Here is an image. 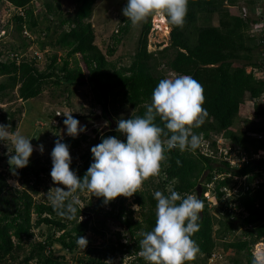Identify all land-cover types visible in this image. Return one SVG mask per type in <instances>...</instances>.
Returning a JSON list of instances; mask_svg holds the SVG:
<instances>
[{
    "label": "trees",
    "instance_id": "obj_1",
    "mask_svg": "<svg viewBox=\"0 0 264 264\" xmlns=\"http://www.w3.org/2000/svg\"><path fill=\"white\" fill-rule=\"evenodd\" d=\"M33 1L0 0L2 11L9 9L11 13L6 23L0 17V26L8 29L12 35L16 30L14 36L19 37L0 48V76H6V80L0 81L1 101L5 96L10 97V92L19 84L17 98L28 101L38 97L51 84L65 82L74 88L90 83L95 102L106 112L109 105L112 107L109 110L116 114L125 106H130L136 111L122 118L142 116L146 105L151 103L154 88L162 78L167 77L162 67L164 65L176 75H191L204 88L207 116L200 127H193L195 134L207 138L214 131L225 130V138L231 141L234 157L244 153L249 156L252 151L264 147V140L252 135L264 133V116L248 122L239 115L247 97L258 100L264 94V80L255 74L256 69L264 71V36L248 32L252 29V18L241 15L236 0H189L184 24H170V45L155 50L148 47L153 16L135 26L123 16L125 24L113 31L111 37L114 43L108 45L107 52L96 43L95 29L89 21L96 0H75L77 8L73 13L65 11L60 2L55 4L52 0H41L43 10L37 16L31 9ZM226 1L232 5H225ZM247 1L255 4V0ZM19 7L24 10L23 14ZM215 13L219 15L218 24L211 22ZM200 18L204 21L199 25ZM11 22L14 24L12 29ZM137 27L139 36L130 63L117 66L108 55L115 52L116 44L124 37H131ZM24 28L37 36L35 41L39 47L49 45L63 50L65 53L60 57L61 60L57 54H53L45 64V70L31 65L26 57L19 63L18 52H24L32 42L23 36ZM72 59L73 65L70 63ZM249 68L252 70L249 71ZM85 71L88 75L83 80ZM255 113L264 115V107L256 104ZM13 116V111L1 113L0 121L4 122L1 124L7 125L8 118L13 119ZM241 121L251 124L243 129ZM155 122L163 127L164 122L159 117ZM234 126L239 128L235 129ZM116 128L112 127L100 138L96 137L92 146L101 143L102 138L107 136L124 139ZM88 138L84 134L77 138L67 136L62 142L70 146L71 153L74 150L77 152ZM222 146L228 145L224 143ZM212 147L215 148L213 156L202 153L200 148L195 152L179 149L168 152L159 173L144 180V186L133 194V202L139 206V217L135 216L136 210L131 204H127V197L119 196L109 202L111 209L105 213L125 228L124 233L116 231V238L109 239L105 238V220L98 217L103 209L102 199L95 205L90 200L85 208L79 205L76 220L61 217L50 201H36L33 196V193L40 192L42 176L50 168L47 164L49 159L41 166L37 164L38 160H32L27 167L18 169L16 174L19 171L22 183L27 186L18 189L8 181L10 172L3 164L8 163L9 152L3 151L0 155V261L10 259L15 264L19 260L18 253L23 248V242L34 237L35 228L46 225L48 231L40 234L43 239L33 243L30 252L23 260H19L20 264H70L64 255L56 254L53 245L59 243L61 248L74 252L80 248L76 243L78 237L85 236L87 232H93L105 238V241L95 245L88 238L85 253L80 255L77 264H115V258L126 254L134 255L135 264H148L141 255L139 240L144 232L151 231L155 226L156 200L153 193L159 190L170 194L174 190L181 198L185 194H195L205 203L200 213V228L193 236L200 251L186 264H254L258 258L254 253L255 244L264 237V190L249 187L237 199L225 197V193L231 183L238 184L235 176H247V183L251 185L257 175L256 168H264V160L256 162L248 159L238 166L227 159L231 153L221 152L216 143ZM90 149L80 155L81 163H72L71 166L78 170L81 178L93 162ZM215 163L218 165L215 166ZM219 174L225 175L214 180L215 175ZM155 177L160 178L156 184L153 183ZM212 182L211 190L220 215L217 212V215L210 213L209 201L205 196ZM199 184L202 186L200 196ZM151 186L156 188L152 191ZM84 212L86 216L94 212L95 216L93 219H82L80 217ZM237 224L243 227L242 235L230 239ZM230 249L232 253L226 254ZM224 254V259L218 258Z\"/></svg>",
    "mask_w": 264,
    "mask_h": 264
},
{
    "label": "clouds",
    "instance_id": "obj_2",
    "mask_svg": "<svg viewBox=\"0 0 264 264\" xmlns=\"http://www.w3.org/2000/svg\"><path fill=\"white\" fill-rule=\"evenodd\" d=\"M38 2L34 0V5L31 6L36 16L43 10ZM188 3L189 0H127L122 13L133 26L153 15H161L171 25L182 26L187 15ZM254 5L264 12V0H255ZM10 6L12 9V5ZM19 8L21 9L19 11L24 13V10ZM257 10L253 8L252 27L256 25ZM3 13L6 16L11 15L9 9L2 11ZM261 22L262 26L258 25V29H253L255 32L261 30L260 34L264 36V20ZM13 25L11 22V29ZM22 32L23 36L30 38L32 42L24 52H18L19 63H22V59L26 57L29 58L28 61L31 65L45 70V64L53 54H57L58 59L61 60L60 57L65 53L63 50L49 45L43 48L39 47V43L35 41L36 35L30 33L28 28H24ZM4 33L7 34L6 31ZM41 65L43 66L38 67ZM248 70L250 71L252 68ZM84 78L86 80V77ZM19 86L20 84L15 88L16 94ZM248 99H252L251 105L246 103ZM204 103V88L191 75L180 74L162 78L154 88L151 103L146 105V111L142 116L131 115L130 118L117 119L116 131L124 139L107 136L102 138L101 143L91 147L93 162L82 178L78 175V170L71 167L73 158L70 146L62 142L65 137L62 140L57 139L51 151L52 168L50 172L52 180L57 186L53 187L54 191L53 188L48 191L47 197L52 208L59 216L68 220H76L80 205V193L89 192L97 197H103L105 204L119 196L131 197L141 187L144 180L159 173L162 161L167 158L166 154L173 149L195 152L200 148L204 153L203 140L208 139L212 141L210 149L213 152L209 154L206 151V155L213 156L215 148L212 145L216 143L213 137L220 134L225 136V130L214 131L207 138L193 132V127H200L207 116ZM245 104L246 108L243 106L240 113H250L248 117H244L248 122L264 116L255 113V105L260 103L254 98L247 97ZM0 105H2L1 100ZM61 114L65 116L63 124L66 126L69 136L77 138L81 133L87 131V126L81 125V122L71 112ZM157 117L164 122L163 127L155 122ZM16 118H8V120L16 124ZM111 120L112 123L115 121ZM4 141H10L14 149V151L9 150L10 154L8 155V163L12 171L8 181L13 178L16 182L15 188L24 189L27 186L22 183L19 175L15 178L16 171L29 165L34 150L43 154L44 145L34 146L31 142L32 138L29 136L21 134L16 128L12 129L11 125L0 124V142ZM221 145L219 144L218 147ZM2 152L0 150V155ZM223 175L225 174L215 175L214 180L223 177ZM237 181L239 183L238 179ZM211 184L207 191H212ZM199 185L201 186V184ZM227 192L226 189L225 194ZM38 195L39 193H33L35 199L38 198ZM153 196L156 200L155 226L151 231L144 232L142 239L139 240L141 255L148 264H186L187 261L193 260L200 251L193 236L200 228L199 220L200 213L205 207L204 200L195 194H185L181 198V195L174 190L170 194L157 190ZM214 200L217 205L216 198ZM134 207L136 210L139 208L138 205ZM76 243L78 246L86 247L88 240L85 236L80 235ZM254 264H262L261 259L256 258Z\"/></svg>",
    "mask_w": 264,
    "mask_h": 264
},
{
    "label": "rangeland",
    "instance_id": "obj_3",
    "mask_svg": "<svg viewBox=\"0 0 264 264\" xmlns=\"http://www.w3.org/2000/svg\"><path fill=\"white\" fill-rule=\"evenodd\" d=\"M55 4L60 2V6L64 8L65 11L73 13L77 8V2L75 0H52ZM127 0H96L94 4V11L93 16L89 19L90 22H92L95 33H96V43L101 47V49L104 52H107L108 45H112L114 43V39L112 36L113 31H116L118 29L119 25L125 24V22L122 21V17L124 16L122 13V9L125 7V2ZM236 4L239 5L241 9V14L246 15L247 17L253 18L254 15L252 14L253 8L258 9L257 10V16H256V25L252 27L248 32H251L252 34L259 35L261 33V30L255 32V29H258V25L262 26V20H264V12H261L258 6L252 5L247 0H236ZM38 4L41 6V0L38 2ZM225 5H232L230 2L228 3L226 1ZM235 5V4H234ZM2 8L0 7V17L1 21L5 22L7 21V18L10 16H6L5 13L2 14ZM235 12V9H233ZM238 9H237V11ZM59 13V12H58ZM56 17V16H55ZM255 19V18H254ZM203 18H200L198 20V24L200 25L203 22ZM211 22L213 24L219 23V15L215 13L212 18ZM12 26H10L11 29ZM0 37L3 36V38H0V48H4L5 45L14 42L15 40L19 39V37L14 36L17 31L15 30L13 32V35L8 33V29H5L3 26H0ZM5 29V30H4ZM134 29V28H133ZM6 31L7 34L4 33ZM170 31L171 26L167 22V20H164L161 15H153L152 18V28L149 34V49L155 50V49H162L164 47H167L170 45ZM139 36V29L136 28L135 32L132 34L131 37H124L123 40H121L118 44H116V50L112 55H108V58L112 61H115L117 66H120L122 64H129L131 60V55L135 53V48L137 44V39ZM15 37V38H14ZM17 38V39H16ZM71 65H73V59L70 61ZM38 66V67H42ZM81 66L83 67V63H81ZM164 67L167 77H174L176 76V73L169 69L168 67L162 65ZM85 75L87 78V71H85ZM6 80V76H0V81ZM74 89V90H73ZM11 89H8L7 91H10ZM73 90V91H71ZM3 96V95H0ZM250 105L252 104V99H248L246 102ZM248 104V105H249ZM111 105L108 107V111L106 112L99 104L95 102L94 99V92L92 90V85L90 83H86L83 85H76L70 86L67 85L65 82L60 85H54L51 84L47 88L44 89V91L36 98L30 99L28 101H22L17 98L16 90H12L10 92V97L5 96L4 100H2V105H0V115L1 113H6L9 111L14 112V116L12 118L17 119V123H11L7 122V125H11V128H16L17 131H19L21 134H24L26 136H29L32 138V144L34 146H38L40 144L44 145V152L41 154L38 150H34L32 157H30V161L32 160H38L37 164H43L46 162V159L48 158V166L49 173H46L42 176V181L40 184V192L37 196L38 198L36 201H42V200H48V191L56 187L57 185L53 182L52 177L50 175L51 168H52V160H51V151L55 146V142L57 139H63L66 136H69L66 132V126L63 124V121L65 119V116L61 113L63 112H71L72 115L75 117L77 116V119L81 122V125L87 126V131L81 133L80 135H88V140L84 141L77 152L72 151L71 155L73 158V163H81L82 158L80 155L86 151L89 150L92 146V142L95 140L96 137H101L105 131H108L112 127L115 128L117 126V119L122 118L125 116H128L136 111V109L125 106L123 109H121L118 114L114 113V111L109 110ZM246 108V104L244 105ZM112 108V107H111ZM243 108V109H245ZM60 114V115H58ZM250 113H240L241 117H248ZM76 118V117H75ZM111 119L116 121L115 125L110 124ZM241 121V125L247 128L251 123H246ZM1 124V122H0ZM17 125H20V127H17ZM112 125V126H111ZM235 129H238V126H234ZM10 132L11 129H9ZM16 132V131H15ZM97 135V136H96ZM206 151H209L210 148H204ZM0 150L2 151H14L13 146L10 141H4L0 142ZM10 154V153H9ZM12 154V153H11ZM14 154V153H13ZM77 161V162H76ZM6 162V161H5ZM3 162V163H5ZM9 164V163H7ZM4 168H8V171L12 173L10 165L6 166ZM217 166L218 164H214ZM9 173V175H10ZM19 175L15 174V178ZM32 177V176H31ZM160 181L159 177H155L153 180V183H158ZM11 183L12 187H16V182L13 178L9 181ZM62 186V185H61ZM144 184L142 183L141 187H143ZM212 186V184H211ZM231 189H228V195L231 194V191L236 188V183H231L229 185ZM140 187V188H141ZM146 188V187H145ZM156 187L151 186V190L153 191ZM227 189V188H226ZM55 190L54 188L52 189ZM80 195V206L86 207L90 200L93 201V205L97 204L100 199H102V207L103 209L99 213V218L105 220V228L107 230V235L105 236L106 239H109L110 237L116 238L115 232L121 231L124 233L125 228L123 226H119L118 222L112 218H110L109 215L105 213V211L111 209V206L109 203H104L103 197H97L92 196L89 194V192H84ZM208 198V207L210 209V213L216 214L218 213L217 207L218 204L215 205V196L212 191H207L205 194ZM134 196L127 197V204H131L132 207L136 210L134 206H137L134 204ZM139 208L136 210V217H139L138 213ZM87 212V210H85ZM217 212V213H216ZM220 213V212H219ZM218 213V214H219ZM84 212L83 215L80 217L82 219L84 218H90L93 219L95 216V213L92 212V214H89L88 216L85 215ZM220 215V214H219ZM237 222V221H236ZM238 223V222H237ZM234 234H232L230 239H235L238 237V235H242L241 231L243 230V227L240 225L235 226ZM48 231V227L46 225H42L39 228H35V235L31 240H26L23 242V248L21 251H19V260H23L25 256L30 252L33 243L39 240L43 239V236H41V233H46ZM127 231V230H126ZM85 237L88 239H92L93 243L95 245H101L103 241H105V238L100 237L99 235L94 234L93 232H87ZM126 241V240H123ZM56 250V254H62L66 257V260L69 261L70 264H77V261L80 257V255L85 253L84 246H80V248L74 252H69L66 249L61 248V245L59 243H55L52 247ZM254 250H256V255L261 259L262 264H264V245L254 247ZM232 253V249L226 252ZM218 258L224 259L225 254ZM16 261L15 264H20V262ZM109 261V260H108ZM14 261L10 259H6L3 261H0V264H13ZM136 260L134 255L130 256L126 254L125 256H119L115 258L114 263L115 264H135Z\"/></svg>",
    "mask_w": 264,
    "mask_h": 264
},
{
    "label": "built area",
    "instance_id": "obj_4",
    "mask_svg": "<svg viewBox=\"0 0 264 264\" xmlns=\"http://www.w3.org/2000/svg\"><path fill=\"white\" fill-rule=\"evenodd\" d=\"M19 10H21V9L19 8ZM21 13H23V12L21 11ZM255 74L259 75L264 80V71L263 70H256ZM257 101L264 107V94ZM252 135L258 137L259 139L264 140V133H259V134L253 133ZM213 138H214V141L216 142L217 146L219 144H223L226 141V138H225V136H223V134L217 135L216 137H213ZM203 141H204V144H203L204 148H210L212 141L208 140V139H204ZM219 149L221 152H224L226 154L231 153L230 156L227 157V159L232 164H236L238 166L239 165L241 166L242 163L244 161H247L248 159L253 160V161L254 160L257 161V160H261V159L264 160V147H260L256 152L252 151V153H251L252 155H249V156L246 153H244L243 154L244 157H243V155H241L240 157H234L233 153L231 152V147H228V146H222L221 145L219 147ZM212 152L213 151L211 149H209V151H207V153H209V154H211ZM255 173L257 175L254 177V182L251 185L247 183V176H242V177L235 176V178L239 180V183L237 184L236 188L231 191V194L228 195V192H227L225 197H232V198L234 197V199H237V197L244 190H246L249 187H253V189L262 188L264 190V168L263 167L256 168ZM241 186H242V189H239ZM228 189H230V187H228L227 190ZM235 194H236V196H234ZM262 245H264V241L261 240L256 244V247L262 246Z\"/></svg>",
    "mask_w": 264,
    "mask_h": 264
},
{
    "label": "bare ground",
    "instance_id": "obj_5",
    "mask_svg": "<svg viewBox=\"0 0 264 264\" xmlns=\"http://www.w3.org/2000/svg\"><path fill=\"white\" fill-rule=\"evenodd\" d=\"M243 129H245V128H243ZM224 143L227 144L228 147H230V145H231V141H228V140H226ZM224 143H223V144H224ZM204 153H206V150H205ZM243 157H244V155H243ZM261 240L264 241V237H262L259 241H261ZM259 241H258V242H259ZM258 242H257V243H258ZM257 243H256V244H257ZM256 244H255V246H256ZM254 253L256 254V250H254ZM256 256H257V255H256ZM257 257H258V256H257Z\"/></svg>",
    "mask_w": 264,
    "mask_h": 264
},
{
    "label": "water",
    "instance_id": "obj_6",
    "mask_svg": "<svg viewBox=\"0 0 264 264\" xmlns=\"http://www.w3.org/2000/svg\"><path fill=\"white\" fill-rule=\"evenodd\" d=\"M83 79L85 80V78H83ZM112 124L115 125V124H116V121H113ZM0 154H1V153H0ZM198 188H199V190H198V194L200 195V193H201V186L199 185Z\"/></svg>",
    "mask_w": 264,
    "mask_h": 264
}]
</instances>
